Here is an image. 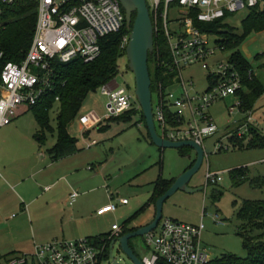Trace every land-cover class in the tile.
<instances>
[{
	"label": "rangeland",
	"instance_id": "obj_1",
	"mask_svg": "<svg viewBox=\"0 0 264 264\" xmlns=\"http://www.w3.org/2000/svg\"><path fill=\"white\" fill-rule=\"evenodd\" d=\"M248 16L249 12L244 11L230 16L225 23L242 34L243 22ZM176 17L172 12L171 20ZM170 28L174 27L171 25ZM212 39L215 41L218 38ZM240 51L252 65L255 76L264 83V31L251 33L241 45ZM231 55L232 51H226L223 56L219 55V58L230 59ZM119 71L116 78L118 84L130 86L135 93V77L128 69L127 56L120 60ZM208 76L209 72L203 70L201 66L191 67L184 72L185 79L194 83L195 88L191 94H202L208 90ZM178 95L177 91L176 96ZM158 99L157 94H154L155 105ZM109 102V97L104 96L101 89L98 90L84 102L80 118L96 113L104 124L109 122L111 118L107 111ZM236 105L237 100L231 97L215 104L209 110L220 132H227L226 136L218 144L215 152L206 156L202 168L189 184V188L195 191L177 192L165 203L163 211L164 220H178L194 226L203 222L206 228L203 234V247L212 260L227 254L242 259L247 257L243 239L238 235V228L242 225L238 212L244 201L264 200V188L253 187L250 183L235 188L230 176V172L234 170L249 168L251 178L264 177V147L239 150L233 148L230 141V134L238 130L240 126L237 127V123L244 119L238 108L235 113H231V108ZM138 106L140 107L137 102L135 108ZM251 114L255 123L249 126H257L264 135V95ZM57 116L58 105L51 113V125L55 132L46 134V146L42 149L38 137L36 138L42 130L32 111L14 120L8 129L0 131V173H3V167L7 166L10 173L23 174L26 180L23 187L18 188L8 180L10 179L8 176L3 175L12 188L0 186V194H4L0 199L3 198L4 201L9 197L11 200L1 216L4 223L0 225V254L3 256L16 251L14 246L22 247L26 249L23 251L29 252L33 248L35 250L36 245H46L57 240L81 241L107 235L112 232L114 225L123 228L132 218L135 219L130 227L139 228L147 222L149 213L146 211L138 214L151 199L159 178L176 180L196 160L193 151L189 157H182L177 149L161 151L148 138V130L140 123L141 116L138 115L131 122L112 121L107 131H100L98 126L92 130L89 137L85 136L87 132L82 130L78 118L72 124L70 132L79 141L78 147L81 152L55 163L47 151L57 142ZM158 133L161 135L160 129ZM252 139L253 135H249L247 141ZM93 141L98 145L88 148V144ZM91 168L94 170L91 171ZM208 171L220 175L223 180L206 188ZM44 174L48 175L49 179L52 177L57 184L54 192L50 194L56 199L36 203L31 209L33 219L27 222L24 218L23 203L18 201L19 196H28L26 201H29L40 194L42 189L37 187V183L46 177ZM32 175L35 176L30 178ZM45 189L46 186H43L44 192ZM71 191L79 192L80 195L73 207L68 201ZM216 192L222 194L219 201L214 199ZM122 200L128 201V205H122ZM13 201L17 202L16 206L13 205ZM110 205L117 206L118 210L101 218L96 216L95 211L97 212L99 207L102 209ZM216 216L220 219H215ZM260 234L261 232L257 231L254 236ZM132 241L139 258L143 259L148 255L149 250L144 237ZM112 257L121 264H133L121 251L119 244L115 246Z\"/></svg>",
	"mask_w": 264,
	"mask_h": 264
},
{
	"label": "built area",
	"instance_id": "obj_2",
	"mask_svg": "<svg viewBox=\"0 0 264 264\" xmlns=\"http://www.w3.org/2000/svg\"><path fill=\"white\" fill-rule=\"evenodd\" d=\"M17 1L0 0V26L8 9ZM37 4L36 31L26 58L20 63H5L6 54L0 47V131L36 107L53 90L56 64L96 61L102 54L101 40L120 34L127 27L126 14L119 0H37ZM147 4L155 33L161 32L166 38L171 55L166 67L174 74L170 86L173 91L159 87L158 103L153 102L157 130H161V136L167 141H193L204 146L220 132L209 110L234 97L237 105L231 108V113L237 108L240 111L242 101L238 93L243 89L236 65L230 59L219 58L224 54V48L218 43L220 38L207 31L204 25L222 23L229 26L225 22L230 16L264 9V0H147ZM172 12L177 17L171 20ZM129 37L124 38L121 46L126 52ZM214 37L218 39L214 41ZM194 66L209 72L205 93L191 94L194 83L184 77V72ZM101 90L110 99L107 111L111 118L133 110L137 104L130 86H121L116 79ZM251 113L247 122L230 134V139H242L249 132V125L255 123ZM101 123L96 113L80 118V126L86 132ZM97 145L93 141L88 148ZM206 179V188L223 180L210 171ZM79 196L78 192L72 193V204ZM121 204L127 205L128 201L122 200ZM117 208L115 205L104 207L97 215L113 213ZM205 230L203 222L194 226L162 219L153 232L144 236L149 253L140 260L143 264H211L213 260L203 247ZM122 235L123 228L114 225L108 238L101 239L103 246L90 239L57 240L36 246L33 254L20 255L9 264H111V245Z\"/></svg>",
	"mask_w": 264,
	"mask_h": 264
},
{
	"label": "trees",
	"instance_id": "obj_3",
	"mask_svg": "<svg viewBox=\"0 0 264 264\" xmlns=\"http://www.w3.org/2000/svg\"><path fill=\"white\" fill-rule=\"evenodd\" d=\"M37 7V0H18L13 7L8 9L2 19L3 24L0 26V47L6 54L5 63H20L26 58L36 31L38 20ZM135 20L136 14L133 16V23ZM204 27L207 31L216 34L220 38L218 43L224 48V52L232 51L230 61L236 65L243 86L238 96L242 101L240 113L244 115V119L238 122L237 127L242 126L247 122L249 113L254 112L258 101L264 95V83L255 76L252 65L244 58L240 47L251 33L264 31V9L254 10L249 14L243 22L242 34L237 33L231 26H225L222 23L207 24ZM131 33L132 29L126 27L122 33L102 39V54L99 59L92 63L74 62L67 65L56 64L53 90L45 95L36 107L30 110L34 113L37 123L42 130V133L36 135L40 144L39 146L42 149L46 146V134H53L55 132L51 125V113L58 105L57 142L52 149L47 151L53 162L57 163L81 152L78 147L79 141L73 137L70 128L80 118L82 107L87 98L100 90L104 85L114 81L119 75V62L127 56L126 51L121 48L122 42ZM170 62L171 55L166 38L161 32L155 33V48L149 55L153 95L158 94L159 87L165 91L172 85L174 74L166 67ZM251 71L252 75H250ZM209 80H211V77H209ZM138 115L141 116L140 123L147 128L143 111L138 106V108H134L119 117L110 118L109 122L105 124L102 122L99 125V129L100 131H107L112 121L131 122ZM91 132H87L85 136L89 137ZM249 132V135H253V139L247 141ZM249 132L243 139H230L233 148L251 150L264 147V135L259 131L257 126H249ZM148 138L151 139L149 132ZM178 152L182 157H189L192 150L183 148L179 149ZM194 164L195 161L189 169ZM230 176L235 188H239L247 183H250L253 187L264 188V177L251 178L249 168L234 170L230 172ZM174 183L175 180H166L160 177L151 199L138 215L146 212L150 207H155L159 198ZM221 196V193L216 192L214 199L219 201ZM238 218L242 224L238 228V235L243 239L247 257L242 259L236 255L227 254L213 260L211 264H264V200L244 201L238 212ZM134 219L132 218L125 223L122 236L140 230V228L130 227ZM257 231L261 232V234L254 236V233ZM109 235H101L88 239L95 241L96 245L103 246L104 243L101 239L108 238ZM131 242L133 241L131 240ZM20 255L23 254L16 252L6 256L0 254V262L1 264H9L10 261L17 259ZM108 258L109 256L106 259Z\"/></svg>",
	"mask_w": 264,
	"mask_h": 264
},
{
	"label": "water",
	"instance_id": "obj_4",
	"mask_svg": "<svg viewBox=\"0 0 264 264\" xmlns=\"http://www.w3.org/2000/svg\"><path fill=\"white\" fill-rule=\"evenodd\" d=\"M126 14L127 27L132 29L127 48L128 69L135 77V95L146 119L147 130L152 142L160 149H183L189 148L196 154L195 164L188 169L181 177L175 180L173 186L156 203V216L154 221L140 228V230L128 233L121 237L119 241H114L111 245V264H121L112 257L114 247L119 244L121 251L132 261L133 264H143L130 246L131 240L153 232L163 219L165 203L179 191L193 193L195 190L189 188L194 176L202 168L205 158L215 152L219 144L226 136V131L219 132L209 139L204 146H200L193 141L170 142L165 140L156 127L153 114V93L152 78L149 69V55L155 48V31L151 13L147 0H119ZM136 20L133 23V16ZM170 88V92L173 91Z\"/></svg>",
	"mask_w": 264,
	"mask_h": 264
},
{
	"label": "crops",
	"instance_id": "obj_5",
	"mask_svg": "<svg viewBox=\"0 0 264 264\" xmlns=\"http://www.w3.org/2000/svg\"><path fill=\"white\" fill-rule=\"evenodd\" d=\"M6 129H8V128H6ZM54 165H56L57 166V164H54ZM60 167H65V166H60ZM94 170V168H91V171H93ZM10 172L8 171V167L7 166H4L3 167V173H0V186H2V187H4L5 185H6V188H8V189H12V188H10V185L8 184V181H7V179L3 176V175H6V176H8L10 179H8V180H11L12 182L11 183H14L15 184V186L16 187H18V188H20V187H23L22 185H23V182H25L26 180L24 179V176H23V174H21L20 175V173L18 174V175H13L12 173H10ZM26 175V174H25ZM38 176H40V173H38L37 174ZM44 175H46V174H44ZM50 175H52V174H50ZM35 175H32L30 178H32V177H34ZM69 176H71V174H69ZM7 177V178H8ZM24 179V180H23ZM56 183H55V181L52 179V177L49 179L48 178V175H46V177H44V179H41L40 181H39V183H37V187L39 188V189H42L41 190V193L40 194H38L36 197H33V198H31L29 201H26L27 200V198H28V196H25V197H23V196H19V203H23L22 204V207H23V209H24V218H25V220L27 221V222H30L32 219H33V216H32V214H31V209H32V207L34 206V205H36V203H41L42 201H47V200H51V201H54L55 199H56V197H53V196H50V194H52L53 192H54V190H55V188H56ZM43 186H46V189H45V192L43 191ZM50 187H51V189H50ZM43 191V192H42ZM74 192V191H73ZM72 191H71V193H70V195L68 196V201L70 202V206L71 207H73L76 203H77V201L74 203V204H72V202H71V200H70V196L72 195V193H73ZM47 193V194H46ZM79 193V192H78ZM46 194V195H45ZM3 195L4 194H0V198L1 197H3ZM2 202V204L0 205V218H1V216H2V213L4 212V210L5 209H7L8 208V206L10 205V203H11V200H10V198L8 197V198H6L4 201H3V198H2V200L0 199V203ZM13 203V205H17L16 203L17 202H12ZM26 203H28L29 204V208H28V204H26ZM128 205V204H127ZM126 206V205H125ZM107 207V206H106ZM101 209V207H99L98 208V210H100ZM97 210V211H98ZM117 210H118V208H117ZM116 210V211H117ZM115 211V212H116ZM147 211H148V213H149V215L147 216V218L148 219H146V223H144V225H141V226H139V228H143V227H145V226H148L149 224H151L153 221H154V219H155V216H156V209H155V207H150L149 209H147ZM114 213V212H113ZM147 213V214H148ZM95 214H96V216L98 217V218H101V217H103V216H106V215H109V214H112V213H108V214H106V215H103V216H98L97 215V212L95 211ZM178 221V220H177ZM4 223V221L2 220V218H1V221H0V225H2ZM101 236V235H100ZM97 237H99V236H97ZM90 238H94V237H90ZM36 246H38V245H36ZM35 246V247H36ZM14 248L16 249V251H14V252H16V253H19V254H23V255H29V254H33L34 253V248H33V250H31V251H29V252H27V251H23V250H26V249H24V248H22V247H18V246H14Z\"/></svg>",
	"mask_w": 264,
	"mask_h": 264
},
{
	"label": "flooded vegetation",
	"instance_id": "obj_6",
	"mask_svg": "<svg viewBox=\"0 0 264 264\" xmlns=\"http://www.w3.org/2000/svg\"><path fill=\"white\" fill-rule=\"evenodd\" d=\"M133 242H130V246H131V248L133 249V251L135 252V249H134V247H133V244H132ZM135 254H136V252H135ZM137 255V254H136ZM138 257V256H137ZM139 258V257H138ZM140 259V258H139Z\"/></svg>",
	"mask_w": 264,
	"mask_h": 264
}]
</instances>
